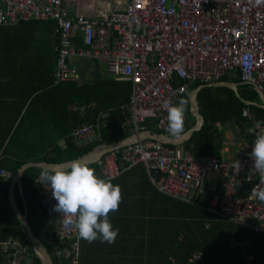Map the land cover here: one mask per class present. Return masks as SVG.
I'll list each match as a JSON object with an SVG mask.
<instances>
[{"label":"built area","instance_id":"1","mask_svg":"<svg viewBox=\"0 0 264 264\" xmlns=\"http://www.w3.org/2000/svg\"><path fill=\"white\" fill-rule=\"evenodd\" d=\"M68 1L0 0V26L13 27L29 21L54 23L53 85L78 82L79 70L71 60L94 56L106 65L112 79L130 84L125 103L99 110L95 122L72 127L69 138L76 145L96 140L113 123L133 133L144 129L146 120H152L156 129L170 135L166 131L164 103L177 104L195 82L212 86L229 75L264 96V3L104 0L123 3L121 10L91 19L83 14L70 15ZM77 27L82 34L80 47L71 40ZM249 53L251 60L246 63L244 57ZM67 108L76 110L78 106L69 103ZM242 115L251 119L253 126L259 121L247 107L242 109ZM254 140L255 133L243 155L226 159L213 155L195 157L178 147L141 139L106 152L100 163L104 179L111 180L141 165L159 194L188 204L208 193L207 209L211 213L264 236V202L251 195L252 188L260 183L251 157ZM235 161L240 164L238 173L234 170ZM209 174L221 179L220 186L208 187ZM0 175L12 177L2 170ZM39 175L34 181L38 185L40 212L50 227L52 264H79L80 238L74 229L63 224V217L54 210L57 201L51 189L39 183ZM230 244L243 247L233 241ZM26 250L15 238L0 241V264H24ZM201 257L200 252H195L187 264L200 262Z\"/></svg>","mask_w":264,"mask_h":264},{"label":"trees","instance_id":"2","mask_svg":"<svg viewBox=\"0 0 264 264\" xmlns=\"http://www.w3.org/2000/svg\"><path fill=\"white\" fill-rule=\"evenodd\" d=\"M30 23L42 22L29 21L19 25ZM71 40L74 44L82 42L75 32L72 34ZM84 74L81 71L78 82H65L55 86L59 98L58 108H60V99H62V132L58 135L30 137L20 132V129L25 126L26 116L24 113L18 120L15 116L5 120L0 119V171L12 174V177L8 179L0 175V241L10 237L19 240L27 248L25 257L30 258V264H41V259L27 240L25 229L14 214L8 197L10 184L17 170L28 162L62 163L65 160L80 158L98 146L113 143L130 134L113 123L103 129L101 136L94 141L84 145H76L71 142L69 134L72 127L83 122H95L99 110L116 108L128 100L130 93L128 82L116 81L105 75L101 76L99 72H96L99 77L84 79ZM236 78L229 79V75H226L220 82L238 83L240 97L236 96L233 89L227 87L203 86L199 89L197 101L204 122L200 129L195 130L191 137L180 145L193 156L214 154L212 149L214 139L224 130L218 131L220 124L222 127L237 126L239 133H243L248 127H253L252 120L242 115L244 107H247L252 116L264 125V109L243 101L260 103L257 91L250 85L242 84L240 79ZM51 81L52 78H50ZM201 85L204 84L195 82L190 85L189 90ZM37 93H39V89L35 87L23 97V101L25 102L31 95H35L33 96L35 99ZM187 95L188 91L178 99V102L181 99H187ZM69 103H76L78 109L68 110ZM17 112L19 113L20 110ZM186 113H188L185 115L188 119H185L187 123L184 122V126L189 128L193 125L195 118L192 121L190 112L186 110ZM142 127L153 132H160L154 127L152 120H146ZM59 138H63L65 141L63 148L55 144ZM251 138L252 134L249 142ZM167 145L176 147V145ZM46 148L49 150L45 152ZM87 166L93 168L98 177L104 178V168L100 162ZM41 171L39 168H29L23 172L20 178V189L18 185L14 187V199L21 212H24L23 202L26 203L27 223L33 234L42 242L54 263L51 244L48 243L50 227L47 219L40 212L38 185L34 181ZM111 182L114 185L123 184L122 187L127 188L122 200L125 202L129 201L127 194L134 196L137 191L146 194L147 190H150L153 195H159L147 183L141 165L133 167ZM160 198L162 199H160L159 206L152 213L144 212L143 225L146 239L143 264H172L171 259L177 260L179 264H186L194 251H201L203 255L200 262L194 264H264V236L262 234L214 216L196 204H186L162 195ZM206 225H208L207 229ZM232 239L247 243L242 245L243 247H237L230 245L229 242ZM152 251H157V254ZM242 253L245 256H242ZM24 264H26L25 260ZM79 264H82L81 242Z\"/></svg>","mask_w":264,"mask_h":264},{"label":"crops","instance_id":"3","mask_svg":"<svg viewBox=\"0 0 264 264\" xmlns=\"http://www.w3.org/2000/svg\"><path fill=\"white\" fill-rule=\"evenodd\" d=\"M122 5L123 3L121 2L112 1L95 3L93 0L91 2L88 0H69L66 8L72 16L83 14L91 19H96L102 14L121 10ZM75 34L82 39V34L78 27ZM75 45L80 47L82 46V42L81 44L75 43ZM54 48L55 26L52 22L22 24L16 27H0V119L5 120L15 116L16 120H18L21 119L24 113L26 116V118L24 117L25 126L20 129V132L30 137H53L62 132V99H60V108H58L59 98L58 92L55 89L56 85H53L52 81L50 82V74L55 63ZM71 63L79 70V74L81 71L85 73L84 79L99 77L96 72H99L101 76H107L100 72L99 63L101 62L96 56L72 59ZM229 79L235 78L229 77ZM215 85L217 84H213L212 86L220 87ZM203 86L206 85L204 84ZM35 87L39 89L37 97L33 99L35 95H31L24 102L23 97L28 95ZM187 100L189 101L187 110L191 114L192 121L195 118L194 125L196 117L190 106L188 95ZM18 110H20L19 113L17 112ZM185 115H188V113ZM184 122L187 123V121ZM221 127L222 125L220 124L218 127L220 130L218 131L224 130L216 135L214 139V147H212L214 154L212 155L226 159H236L243 155L248 145L253 141V134L249 142L251 134L247 131L239 133L237 126L228 127L226 125L225 127ZM187 129L184 126V131ZM64 143L63 138H59L55 142L60 148H63ZM182 143L177 144L176 147L186 151L180 146ZM48 150L49 148H46L45 152ZM204 155L211 154H203L201 156ZM104 173L105 171H103V176ZM206 182L208 187H216L220 186L221 179L217 178L214 174H209ZM147 183L151 186L148 180ZM118 185L121 189L122 199L118 210L110 212L108 218L113 229H119V235L112 244L107 242L101 243L99 240L89 243L80 238L82 264H143L146 239L143 225L144 212L152 213L159 206L160 199H162L160 195L162 194L153 195L150 190H147L146 194L137 191L138 193L136 192L134 196L127 194L126 196L129 198V201L125 202L122 200L127 188L124 189L122 187L123 184ZM208 199L209 194L207 193L198 197L194 204L216 216L207 209ZM205 228L207 229L208 225ZM232 241L243 246L247 243L246 241L237 242L233 239L230 242ZM195 252H200L201 259L203 258L201 251H194L192 254ZM152 253L157 254V251H152ZM242 256H244L243 253ZM171 262L172 264H179L175 259H171Z\"/></svg>","mask_w":264,"mask_h":264},{"label":"clouds","instance_id":"4","mask_svg":"<svg viewBox=\"0 0 264 264\" xmlns=\"http://www.w3.org/2000/svg\"><path fill=\"white\" fill-rule=\"evenodd\" d=\"M257 4L264 0H255ZM251 60L249 53L244 57L247 63ZM189 101L181 99L177 104L165 101L168 126L166 131L173 137L180 136L184 131V120ZM260 129L259 132L256 130ZM249 134L255 133L251 157L254 171L260 176V183L252 188L251 195L264 202V128L257 121L248 127ZM235 172H239L240 164L234 163ZM112 178L104 179L95 174V170L79 161H73L68 169H44L40 172L39 183L51 189L57 201L54 210L63 217V224L76 231L79 238L91 243L112 244L119 235V229H113L108 218L110 212L118 210L121 202L119 185L111 182Z\"/></svg>","mask_w":264,"mask_h":264},{"label":"water","instance_id":"5","mask_svg":"<svg viewBox=\"0 0 264 264\" xmlns=\"http://www.w3.org/2000/svg\"><path fill=\"white\" fill-rule=\"evenodd\" d=\"M216 84L217 85L215 86L227 87V88L233 89L236 96L240 97L237 83L218 82ZM202 87L203 85L197 86L196 88L189 90L188 98H190V106L193 109L194 115L196 117V121L192 127L188 128L178 137H173L171 135L161 133V132H152L147 129H142L137 132L130 133L129 135L113 143L98 146L95 149H93L91 152H89L87 155L80 157V158L65 160V162H62V163L28 162V163L23 164L17 170L10 184L9 195H8L9 202H10V205H11V208L14 214L17 216L21 225L25 229L27 240L29 241L30 245L33 247L35 253L40 257L41 264H52L51 257L45 250L44 246L42 245V242H40V240L33 234L29 224L27 223L26 213H25L27 209L26 203L23 202L24 212H21L16 206L15 199H14V187L15 185H18L20 189V178L23 172L29 168H39L41 170H44L46 168L47 169H55V168L68 169L73 161H79L80 163H83L86 165L98 163L100 162L102 155L105 154L106 152L118 149L120 147H123L127 144L134 143L141 139H151V140L161 142L163 144H171V145H177L179 143L185 142L187 139L191 137L192 133L195 130H198L201 128L203 121H204L202 114L199 112V106H198V101H197V93L199 89ZM257 93L260 99V103L252 102L249 100H243V101L246 104H255L264 109V96L262 95L261 92L257 91ZM157 176L158 174L154 175L155 178Z\"/></svg>","mask_w":264,"mask_h":264},{"label":"rangeland","instance_id":"6","mask_svg":"<svg viewBox=\"0 0 264 264\" xmlns=\"http://www.w3.org/2000/svg\"><path fill=\"white\" fill-rule=\"evenodd\" d=\"M89 2H91L92 0H88ZM95 3H98V2H103L104 0H93ZM99 69H101L100 70V72L101 73H103V74H106L107 76H109L108 74H107V70H106V65L104 64V63H99ZM110 77V76H109ZM230 77V76H229ZM225 157V156H224ZM29 259L30 258H28L27 256H26V258H25V262H26V264H30V262H29Z\"/></svg>","mask_w":264,"mask_h":264}]
</instances>
